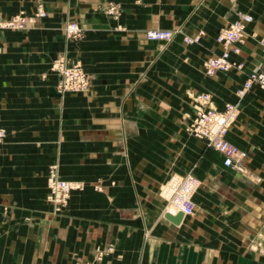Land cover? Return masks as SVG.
<instances>
[{
	"label": "crops",
	"instance_id": "0c3cea01",
	"mask_svg": "<svg viewBox=\"0 0 264 264\" xmlns=\"http://www.w3.org/2000/svg\"><path fill=\"white\" fill-rule=\"evenodd\" d=\"M46 3L47 21L16 45V75L0 76V264H264V89L237 95L264 70V0ZM241 15L253 18L242 67L208 75L220 31ZM70 21L84 29L77 42ZM152 30L176 34L150 41ZM61 54L82 63L88 93L58 92ZM204 92L238 105L227 139L249 155L242 172L187 131ZM51 165L87 185L61 214L46 201ZM188 174L201 184L194 212L175 223L162 189Z\"/></svg>",
	"mask_w": 264,
	"mask_h": 264
},
{
	"label": "built area",
	"instance_id": "2783aa9c",
	"mask_svg": "<svg viewBox=\"0 0 264 264\" xmlns=\"http://www.w3.org/2000/svg\"><path fill=\"white\" fill-rule=\"evenodd\" d=\"M251 21L250 15H244L222 31L220 39L225 46L224 53L207 61L206 69L209 74L219 69L229 70L233 66H238L231 57L233 54L239 55L241 53L239 43L242 41L247 24ZM77 30L69 27L68 32L72 35L75 32L78 33ZM174 35V31H149L147 38L167 42L172 40ZM241 67L242 65H239V68ZM55 69L61 77L58 85L59 92H87L89 90L90 81L81 66L68 67L65 59L62 58L57 61ZM254 86L264 89V71L249 75L243 87L238 91L239 97H246ZM193 99L196 112L192 122L187 126L188 131L196 138L205 141L208 147L219 152L223 156V163L226 168L242 172L248 154L227 139V134L235 121L236 113H238V106L228 103L225 109L221 111L212 105V97L208 94L194 95ZM200 185V181L193 174H188L182 179L168 183L162 189V197L166 201L167 211L192 214L194 212V196Z\"/></svg>",
	"mask_w": 264,
	"mask_h": 264
},
{
	"label": "rangeland",
	"instance_id": "374dc122",
	"mask_svg": "<svg viewBox=\"0 0 264 264\" xmlns=\"http://www.w3.org/2000/svg\"><path fill=\"white\" fill-rule=\"evenodd\" d=\"M11 1H16V0H11ZM106 12L110 16L115 17V18H117L118 14H119L118 8L114 5L109 6L106 9ZM48 16H49V10L47 8L46 0H20V2L18 4H14L13 2H9L8 4H4V5L0 4V76L1 75H5V76L16 75L17 68L13 67V65H12L15 63L14 55L16 53V48H17L16 45L19 43V40H21V42H22L23 39L30 38L29 34H28L29 31L42 26L47 21ZM242 16H244V15H241V17L239 19H241ZM252 21H253V18H252ZM235 22L231 23L227 27H224L218 35V42L223 46V48L225 46L223 45V41L220 39L221 33L224 29L230 27ZM69 27H71L73 29H78L77 31H79V32L78 33L75 32L74 34L70 35L68 32ZM246 30H247V26L245 28V32H244V35L242 37V41L239 43L240 48L244 44ZM64 31H65L66 38L69 39L70 41L77 42L80 39H82L84 36V29L82 28V26L79 24L78 21L68 22L64 27ZM152 31H161V30H152ZM166 31H174V30H166ZM174 32L176 34V31H174ZM147 33H146V38H147ZM173 38H172V40H173ZM172 40H170V41H172ZM187 40L191 41L190 39H187ZM150 41H156V40H150ZM170 41H167V42H170ZM194 41H197V39H194ZM262 44L264 46V39L262 40ZM223 53H224V50H223L222 54ZM220 55L221 54H219L215 57H212V58L219 57ZM236 56H238V55L233 54L231 59L233 60L234 57H236ZM62 58L65 59V63H66V65H68V67L81 66L84 73L87 75V77L90 81V77L87 74V72L85 71V69H84V67L80 61H77L74 64H70L68 61L67 55L61 54L57 57V59L54 61L53 65H52V71H54L58 75L59 83H60L61 77H60V74L57 72V69H55V67H56L57 61L59 59H62ZM212 58H210V59H212ZM210 59H208L207 61H209ZM207 61L205 62V71L208 75L213 76L219 71H226V70L219 69V70L215 71L214 73L209 74L207 69H206ZM233 62L236 63L235 60H233ZM239 65H241V64H238V66H233V67L239 68ZM261 71H264V70H261ZM59 83H58V85H59ZM58 85H57V90H58ZM89 85H90L89 90L87 92L70 91V92L61 93V92H59V90H58V92L61 95H64L66 93H88L90 91V88H91V83H89ZM203 94L210 95L212 97V105L216 109L221 110V111L225 109V107L228 103H231V102H227L225 104L224 108L220 109V108L215 106L213 96L210 93L204 92V93H198V94H194V95H203ZM237 95H238V92H237ZM238 97H239V95H238ZM240 99H243V98H240ZM192 103H193V105L195 104L193 97H192ZM231 104L237 105L236 103H231ZM236 115H237V113H236ZM2 127H6V126H5V124L1 123V117H0V145L3 144L8 137L7 130L2 128ZM187 131H188V128H187ZM240 150H242V149H240ZM242 151H244V150H242ZM248 158H249V155H248ZM245 161H244V163H245ZM244 170H245V167H244ZM86 186H87L86 183L83 181L69 180V179L63 178L60 174L59 165H51L49 168V171H48V178H47L46 201L53 206L55 213L61 214L68 207V205H69L72 197L74 196V194L77 192L83 191L86 188ZM75 264H83V263L78 262Z\"/></svg>",
	"mask_w": 264,
	"mask_h": 264
},
{
	"label": "water",
	"instance_id": "95a60500",
	"mask_svg": "<svg viewBox=\"0 0 264 264\" xmlns=\"http://www.w3.org/2000/svg\"><path fill=\"white\" fill-rule=\"evenodd\" d=\"M184 213L180 212L177 216H172V215H167L166 217L172 221H174L175 223L180 222V220L183 218Z\"/></svg>",
	"mask_w": 264,
	"mask_h": 264
}]
</instances>
